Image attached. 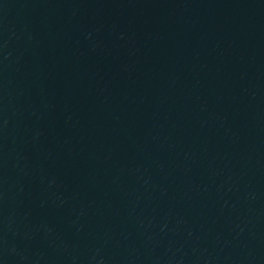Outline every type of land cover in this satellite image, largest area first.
<instances>
[{
  "label": "water",
  "instance_id": "obj_1",
  "mask_svg": "<svg viewBox=\"0 0 264 264\" xmlns=\"http://www.w3.org/2000/svg\"><path fill=\"white\" fill-rule=\"evenodd\" d=\"M0 264H264V0H0Z\"/></svg>",
  "mask_w": 264,
  "mask_h": 264
}]
</instances>
